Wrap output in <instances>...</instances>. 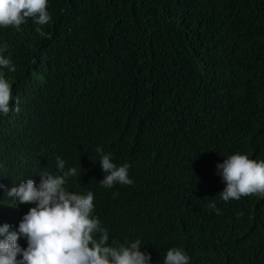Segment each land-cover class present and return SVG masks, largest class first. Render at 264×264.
<instances>
[{"label": "trees", "instance_id": "16d2710c", "mask_svg": "<svg viewBox=\"0 0 264 264\" xmlns=\"http://www.w3.org/2000/svg\"><path fill=\"white\" fill-rule=\"evenodd\" d=\"M47 11L48 24L8 32L0 181L65 155L109 244L139 239L150 264L170 248L189 264H264V195L223 201L217 168L236 153L264 160V0H48ZM35 127L44 140L25 135ZM109 153L131 185H101Z\"/></svg>", "mask_w": 264, "mask_h": 264}, {"label": "clouds", "instance_id": "9594fccd", "mask_svg": "<svg viewBox=\"0 0 264 264\" xmlns=\"http://www.w3.org/2000/svg\"><path fill=\"white\" fill-rule=\"evenodd\" d=\"M47 7L48 0H0V114L10 112L14 99L5 79L6 68L15 71L10 58L15 40L8 32L12 26L19 29L27 18L48 24ZM43 131L35 127L25 135L41 141ZM96 151L103 153L100 147ZM7 152L18 154L14 149ZM73 165L70 157L49 153L30 171L12 172L0 181V264H150L151 256L140 250L139 239L127 246L108 243L107 229L91 216L94 195L76 177ZM100 165L106 173L100 181L103 187L133 183L130 165L117 166L110 153L101 155ZM217 168L226 185L220 192L223 201L264 195V160L236 153ZM209 207L220 214L214 202ZM164 264H189V257L182 248H170Z\"/></svg>", "mask_w": 264, "mask_h": 264}]
</instances>
